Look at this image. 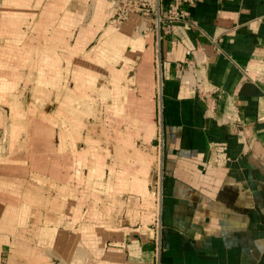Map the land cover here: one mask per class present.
Masks as SVG:
<instances>
[{"label": "crops", "instance_id": "crops-1", "mask_svg": "<svg viewBox=\"0 0 264 264\" xmlns=\"http://www.w3.org/2000/svg\"><path fill=\"white\" fill-rule=\"evenodd\" d=\"M109 5L0 0V264H264V0Z\"/></svg>", "mask_w": 264, "mask_h": 264}, {"label": "built area", "instance_id": "built-area-1", "mask_svg": "<svg viewBox=\"0 0 264 264\" xmlns=\"http://www.w3.org/2000/svg\"><path fill=\"white\" fill-rule=\"evenodd\" d=\"M112 4L111 21L114 25H120L129 17L136 13L142 16L153 14L158 21H174L186 18L184 6L191 4L194 0H109ZM167 7V12L162 13L163 6ZM165 32L170 31L169 25H165ZM214 102L211 101V105Z\"/></svg>", "mask_w": 264, "mask_h": 264}, {"label": "water", "instance_id": "water-1", "mask_svg": "<svg viewBox=\"0 0 264 264\" xmlns=\"http://www.w3.org/2000/svg\"><path fill=\"white\" fill-rule=\"evenodd\" d=\"M130 199L131 198L129 197V195H126V194L120 196L121 203L124 202V203H126V205H128Z\"/></svg>", "mask_w": 264, "mask_h": 264}, {"label": "rangeland", "instance_id": "rangeland-1", "mask_svg": "<svg viewBox=\"0 0 264 264\" xmlns=\"http://www.w3.org/2000/svg\"><path fill=\"white\" fill-rule=\"evenodd\" d=\"M110 2V1H109ZM111 7H112V4L110 3V5H109V11H110V15L109 16H111V14H112V10H111ZM118 26V25H117Z\"/></svg>", "mask_w": 264, "mask_h": 264}]
</instances>
